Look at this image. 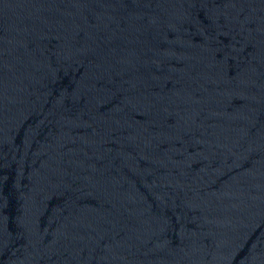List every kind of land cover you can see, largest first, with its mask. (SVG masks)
<instances>
[{"label":"water","instance_id":"water-1","mask_svg":"<svg viewBox=\"0 0 264 264\" xmlns=\"http://www.w3.org/2000/svg\"><path fill=\"white\" fill-rule=\"evenodd\" d=\"M0 264H264V0H0Z\"/></svg>","mask_w":264,"mask_h":264}]
</instances>
